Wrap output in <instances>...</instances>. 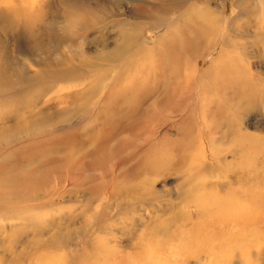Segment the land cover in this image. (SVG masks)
Segmentation results:
<instances>
[{"label":"rangeland","instance_id":"rangeland-1","mask_svg":"<svg viewBox=\"0 0 264 264\" xmlns=\"http://www.w3.org/2000/svg\"><path fill=\"white\" fill-rule=\"evenodd\" d=\"M258 28L264 0H0V264H264Z\"/></svg>","mask_w":264,"mask_h":264},{"label":"bare ground","instance_id":"bare-ground-1","mask_svg":"<svg viewBox=\"0 0 264 264\" xmlns=\"http://www.w3.org/2000/svg\"><path fill=\"white\" fill-rule=\"evenodd\" d=\"M204 3H206V2H204ZM193 9V8H192ZM189 11V10H188ZM195 11V10H194ZM190 13V12H189ZM247 13V12H246ZM187 14V13H186ZM245 14V13H244ZM209 17V20L211 19V17H210V15L208 16L207 14L202 18V20L204 21V19H206V18H208ZM252 18V17H251ZM188 20V22H187V27L190 29V30H192L193 31V28H194V31L197 33V36H204V35H206L207 37H205V39H206V43H209L210 45H212L213 43H214V39H215V37H217L218 36V34H219V29H218V27H217V24H215L214 22L213 23H209V22H207V24H202L201 22H198V21H195V23H194V27H192L191 25H189V20L190 21H192L193 22V16H190V15H188V18H187ZM208 20V21H209ZM201 21V20H200ZM179 22V21H178ZM249 22V21H248ZM205 31V32H204ZM203 32V33H202ZM202 33V34H201ZM254 36V38L256 37V38H263L264 37V33H263V31L260 29V28H258L257 29V31H256V34H254L253 35ZM217 40V39H216ZM219 40V39H218ZM231 44V43H230ZM232 45H233V43H232ZM231 45V46H232ZM215 48V47H214ZM217 49V48H216ZM227 49V48H226ZM220 51V50H219ZM222 52H224V51H222ZM221 54V53H220ZM234 61V60H233ZM232 67V66H231ZM234 68V67H233ZM240 68V67H239ZM240 70V69H239ZM239 72V71H238ZM202 132V131H201ZM202 134V133H201ZM204 144V143H203ZM205 146V145H204ZM205 148V147H204ZM203 149V148H202ZM205 151V150H204ZM203 151V152H204ZM208 154V153H207ZM203 157V156H202ZM206 161H207V159H205ZM209 160V159H208ZM195 164V163H194ZM196 165H198V163L196 164ZM196 172V171H195ZM145 180V179H144ZM141 182V181H140ZM142 183V182H141ZM141 185H143V184H141ZM151 193V194H150ZM150 193H149V195L151 196H153V197H156L157 196V193L156 192H154L153 191V189L150 191ZM129 195V194H128ZM126 197H128V196H126ZM123 198V197H122ZM96 217H98V215L96 216ZM112 221V220H111ZM112 232V231H111ZM57 242V241H56ZM131 245L130 246H133V248L134 249H136L137 251H138V249L140 248L139 246V243L138 242H131L130 243ZM44 245H46V246H49L51 249H55V246H58V245H56V243H51L50 241H48V242H46ZM43 245V246H44ZM53 245H55V246H53ZM45 246V247H46ZM129 248V247H128ZM50 250V249H49ZM140 250H143L142 249V247H141V249ZM135 252V254L131 257V258H129L128 257V252H123V254L121 255V256H118V258L119 259H121V261L123 262V264H134V263H136V264H141L139 261V258L141 257V254H140V252ZM57 253V252H56ZM99 254V253H98ZM119 254V253H118ZM144 257V256H143ZM109 258V257H108ZM113 258V257H112ZM113 259H117V258H113ZM136 259V260H135ZM141 259V258H140ZM75 259H73V261H74ZM143 260H144V258H143ZM89 261V260H88ZM100 261V260H99ZM110 261V260H109ZM142 261V260H141ZM76 262V261H75ZM104 262H106V259H105V261ZM90 263V262H89ZM70 264V263H69ZM74 264V263H73ZM104 264H106V263H104ZM119 264V263H118ZM143 264V263H142Z\"/></svg>","mask_w":264,"mask_h":264}]
</instances>
